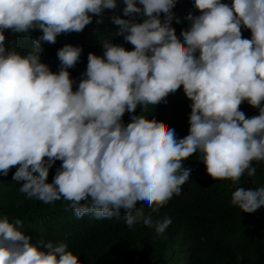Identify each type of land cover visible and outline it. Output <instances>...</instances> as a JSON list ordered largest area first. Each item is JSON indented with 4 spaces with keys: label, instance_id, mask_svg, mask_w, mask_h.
Wrapping results in <instances>:
<instances>
[{
    "label": "clouds",
    "instance_id": "clouds-1",
    "mask_svg": "<svg viewBox=\"0 0 264 264\" xmlns=\"http://www.w3.org/2000/svg\"><path fill=\"white\" fill-rule=\"evenodd\" d=\"M189 2L202 11L189 13L190 27L178 35L177 0H124V15L113 20L134 47L104 39L103 53H88L77 83L71 68L83 45L60 47L54 70L42 59L43 43L101 22L119 0H0V173L17 166L21 191L45 202L63 197L77 216L123 209L128 225L155 223L157 233L172 217L154 221L143 206L158 210L181 192L192 171L184 161L194 153L213 177L255 174L252 161L264 160V0ZM37 28L30 50L8 46L5 29ZM181 85L192 100L182 137L145 114ZM245 100L259 113L246 115ZM231 202L254 212L264 205V186L237 187ZM19 225L0 215V264H84L68 242L34 241Z\"/></svg>",
    "mask_w": 264,
    "mask_h": 264
},
{
    "label": "trees",
    "instance_id": "trees-1",
    "mask_svg": "<svg viewBox=\"0 0 264 264\" xmlns=\"http://www.w3.org/2000/svg\"><path fill=\"white\" fill-rule=\"evenodd\" d=\"M124 6V0H119L117 8L105 10L101 22L94 18L81 31L61 33L54 43L45 41L42 59L58 70V49L68 42L83 45L80 59L71 68L78 83L86 71L88 53L102 54L104 39L133 48L120 33L121 25L113 20L114 15H124ZM173 10V25L178 35L190 27L189 13L202 11L189 0H177ZM242 31L244 36L251 37L250 28ZM5 32L9 47L15 42L19 50L26 52L42 30L31 29L30 34L10 29ZM191 104V98L181 85L164 102L149 104L145 114L155 116L162 127H175L177 135L182 137L190 129ZM240 107L248 116L259 113V108L247 100ZM142 108V104L138 105L136 113ZM123 118L130 121L132 113L126 111ZM61 163L57 160L52 166L49 180L54 178ZM184 164L192 171L190 179L181 186V192L174 193L158 210L143 206L144 214H150L154 221L172 217L164 233H157L155 223L128 225L123 209L119 215L111 217L98 218L94 213L77 216L75 210L68 207L70 201L63 197L52 202L30 197L21 191L23 182L13 179L17 166L7 175L0 173V215L22 220L23 225L19 226L31 234L34 241L42 237L46 241L68 242L84 264L90 261L91 264H264V205L247 212L231 202V193L237 187L264 186V160L254 159L256 173L249 175L246 171L239 181L213 177L198 152L186 158Z\"/></svg>",
    "mask_w": 264,
    "mask_h": 264
}]
</instances>
